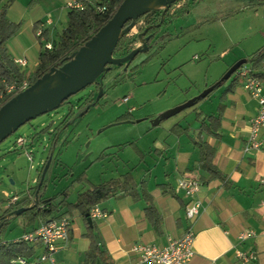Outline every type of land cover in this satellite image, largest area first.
Masks as SVG:
<instances>
[{
	"label": "crops",
	"instance_id": "crops-1",
	"mask_svg": "<svg viewBox=\"0 0 264 264\" xmlns=\"http://www.w3.org/2000/svg\"><path fill=\"white\" fill-rule=\"evenodd\" d=\"M74 1L77 0H15L9 9L8 18L21 25L20 31L9 42V50L14 59H27L26 67L22 68L27 75H34L43 43L46 42L45 38L39 40L37 33L40 30L42 33L47 31L48 35L56 37L54 42L67 26L70 12L68 5ZM259 9L254 10L258 12ZM38 27L40 29H37ZM262 34L261 48L264 47V32ZM245 58L242 54L232 56V64L227 66L226 71ZM236 77L235 75L225 81L214 91L213 96L196 104H200L201 108L206 104L215 105V108H212L211 114L198 112L202 114L199 119L195 117L192 131L179 123L183 128H188L187 132L183 134L171 131L163 138L162 144L159 143V138H154L152 146L143 150L138 142L128 143V146L134 149L137 159L132 160L131 167L127 168L125 173L116 172L113 176V172L108 171L94 182L86 173L89 182L83 184L73 178V187L76 184L78 186L76 198L73 200L70 199V191L66 190V187L62 189L59 194L64 191H67V194L60 196L56 204L66 199L68 203L76 205L79 194L91 186L131 172L137 183L138 194L134 198L124 191H117L101 200L98 206L108 216L94 219L91 224L74 209L68 217L71 219L69 240L59 243L58 251L53 254L55 264L85 263L86 253L91 246L88 235L92 226L98 240L97 245L102 252L98 254L94 264H135L138 258L132 251L134 245L143 243L165 246L170 240L182 238L190 225L195 234V241L194 256L189 264H243L237 258V251L256 254V261L247 264H264V185L260 182L264 176V127L261 132L262 149L246 151L249 123L258 113L259 103L244 90L240 79L237 85L230 87ZM217 83L212 82L209 88ZM220 114L217 132L213 135L204 133V141L215 149L213 164L225 179L208 181L210 175L197 168L200 154L192 139L199 135L204 117ZM54 158L55 154L52 155L50 167ZM189 175L196 177L201 183L197 198L202 207L193 223L186 217L188 199L182 191H177L178 180ZM38 180L39 178L37 185ZM34 193L28 191L24 197L32 195L35 201ZM5 196L8 197L9 194ZM46 198L50 197L44 194L39 199L41 207L45 205L42 201ZM148 198L161 217L160 228H157L147 215ZM32 205L34 202L31 200ZM6 209L1 210L4 212ZM66 211L64 208L45 217H38L28 226H25L26 218L23 216L24 233L34 230L41 222L61 215L67 217L64 215ZM244 232H254L255 237L241 241L239 235ZM27 248L32 253L24 257L30 261L46 252L40 244L27 245ZM39 264L52 263L47 260Z\"/></svg>",
	"mask_w": 264,
	"mask_h": 264
},
{
	"label": "rangeland",
	"instance_id": "rangeland-1",
	"mask_svg": "<svg viewBox=\"0 0 264 264\" xmlns=\"http://www.w3.org/2000/svg\"><path fill=\"white\" fill-rule=\"evenodd\" d=\"M251 1L177 2L181 7H174L176 15L166 18L168 24L160 37L152 40L150 50L140 54L128 69L125 65L114 67L98 79L99 90L95 84L88 87L1 143L0 208L8 206L5 194L23 198L28 191H36V181L53 154L56 158L47 171L40 196L53 197L66 187L73 200L78 189L77 184L73 187V178L87 173L94 182L105 172L112 171L114 176L131 167L137 155L128 143L138 142L143 150L152 146L154 138L162 144L179 123L192 131L197 113L211 114L215 105L180 108L192 105L209 91L212 82L221 81L232 56L242 54L248 58L263 44L264 7L255 12L249 7ZM145 21L143 18L140 24ZM138 31L136 24L131 34L138 36ZM54 38L47 35L43 48ZM163 44L165 48L146 61ZM142 46L138 39L134 49ZM100 90L103 94L98 100ZM122 117L128 120L118 123ZM19 138L25 140L24 145L18 143ZM56 138L60 141L55 147ZM10 217L5 241L24 234L23 216Z\"/></svg>",
	"mask_w": 264,
	"mask_h": 264
},
{
	"label": "trees",
	"instance_id": "trees-1",
	"mask_svg": "<svg viewBox=\"0 0 264 264\" xmlns=\"http://www.w3.org/2000/svg\"><path fill=\"white\" fill-rule=\"evenodd\" d=\"M199 1V0H191ZM123 0H92L86 2L82 9H69L68 23L66 28L62 33L55 39L52 43V50L43 48L39 55V64L34 73L30 76L23 71L15 63V59L10 53L9 42L14 38L21 29V25L12 22L8 18V11L11 6L15 3V0H0V93L3 92L4 88L9 85L19 86L25 80H28L30 84H34L37 80L42 78L45 74L49 73L54 68H60L65 65L67 62L71 61L74 55L89 41L93 38L99 30L104 27L114 16L120 4ZM252 9H257L264 7V0H252L250 6ZM238 13V12H237ZM163 10H159L153 13L150 18L143 24L140 25V21L143 18H140L136 24H138V36L129 34L124 35L114 52L115 58H122L131 53L134 50V44L139 39V35L146 32L143 38L150 37L152 35H157L161 32L164 25H167L166 18L171 14L170 10L165 15L164 21H162ZM229 16V15H228ZM232 16V15H230ZM132 21H130L126 27L130 26ZM160 25V28H158ZM37 29H40L39 27ZM38 31V30H37ZM48 35L47 31H43L42 35L39 37V40H42ZM163 37V36H162ZM165 44L159 46L148 58L146 61L151 58L156 57L161 50L165 48ZM150 47V44H149ZM135 61V60H134ZM134 61L131 63L133 64ZM145 61V62H146ZM246 66L250 65L251 74L264 79V47L260 48L254 54H252L248 59H246ZM244 65V66H245ZM243 66V67H244ZM233 75L231 78H233ZM239 82V78L232 80L230 87H234ZM224 82L220 81L213 86L212 91L206 95L197 99L194 104L195 106L199 101L208 98L215 90L220 88ZM99 90L100 84L97 86ZM93 94L90 96L92 97ZM89 97V99H90ZM65 102L63 105H65ZM62 105V106H63ZM61 106V107H62ZM202 113L196 115L197 119L201 116ZM127 117H122L117 120V122L127 121ZM221 120V114L218 116H206L201 121L200 133L196 138L192 139L193 144L199 149L200 161L197 168L206 171L210 176L208 181L216 178L225 179V176L220 172L217 167L213 164V159L215 156V149L204 141V133L213 135L217 132L218 124ZM188 128H183L180 124H176L171 131L181 132L185 134ZM57 142L54 140L53 146L56 147ZM103 154L99 157V160H102ZM47 162L44 164V168L38 180L39 184L42 182V177L44 170L46 168ZM76 181L80 184L89 182L87 179L86 173H82ZM45 180L43 181L42 186H44ZM36 188L34 195L36 194L39 188ZM117 191H124V193L131 194L134 198L137 196V183L131 172L126 173L120 177L112 178L106 181H102L98 185L91 186L88 190L79 194L78 202L76 205L68 203L66 199L56 204V201L60 196H65L67 191L57 195L56 197L46 198L42 201L45 205L44 207H33L31 206V200L28 197L20 198L19 201L10 204L9 207L2 212L0 208V264L8 262L12 257H15L21 253L23 256H28L32 252L27 245L18 242L15 243V240L5 241L3 239L4 232L8 226L11 217L8 218V215L14 214L20 209H25L20 215L26 218L25 226L36 221L38 217H45L50 215L54 211H60L61 209L66 208L67 211L64 213L67 217L72 215L73 210L76 209L80 212L82 216L86 219L90 217V211L98 206L101 200L108 198L109 196L115 194ZM8 201V200H7ZM41 201V200H40ZM147 215L153 221L154 225L157 228H160L161 217L158 215V212L154 205L150 202V199H147ZM19 215V216H20ZM63 217V215H61ZM71 220V219H70ZM92 226V225H91ZM93 226L91 228V233L88 237L91 239L90 249L86 253V260L84 264H94V261L98 254H102L98 244L97 237L93 233ZM21 248V250H20ZM19 251V252H18Z\"/></svg>",
	"mask_w": 264,
	"mask_h": 264
},
{
	"label": "water",
	"instance_id": "water-1",
	"mask_svg": "<svg viewBox=\"0 0 264 264\" xmlns=\"http://www.w3.org/2000/svg\"><path fill=\"white\" fill-rule=\"evenodd\" d=\"M179 1L184 0H123L112 19L74 55L71 61L60 68L52 69L27 90L18 94L0 108V144L27 123L59 109L73 96L94 84H98V79L112 71L114 67L121 68L125 65V68L128 69L140 54L150 50L151 46L149 47V44L155 38L160 37V33L143 38L147 33L146 30V32L139 35L143 47L134 49L125 57L115 58L114 52L120 39L131 32L140 18L145 17L147 20L157 10H163L162 21H164L168 10ZM130 21H132V24L126 27ZM158 28H160V25H158ZM245 64L246 59L238 61L227 71L221 81L225 82L233 75L237 76V71ZM212 89L213 87L200 97L208 95ZM102 94L103 92L100 90L98 100ZM192 105L182 106L180 110ZM56 140L58 142L59 138H56ZM51 159L44 170L42 182L35 194L37 201L32 205L33 207L41 205V201H39L41 198L40 191L50 167ZM24 210L20 209L13 215H20ZM10 216L12 214L8 215V218ZM87 220L89 224L93 223L90 217Z\"/></svg>",
	"mask_w": 264,
	"mask_h": 264
},
{
	"label": "built area",
	"instance_id": "built-area-1",
	"mask_svg": "<svg viewBox=\"0 0 264 264\" xmlns=\"http://www.w3.org/2000/svg\"><path fill=\"white\" fill-rule=\"evenodd\" d=\"M92 0H77L69 3V9H82L86 2ZM182 2V1H181ZM37 35L40 37L42 31L40 30ZM45 49L52 50V43H46ZM15 63L23 68L27 65V59H15ZM237 77L242 81L244 90L249 93L253 98L257 99L259 103L258 113L250 120V133L246 146V151L260 150L263 147L261 141V132L264 127V85L262 80L251 74V71L247 67H242L237 71ZM31 86L28 80H25L22 85H7L3 92L0 93V108L16 97L18 94L24 92ZM18 143L24 145L25 140L23 138L18 139ZM261 184L264 185V176L260 179ZM201 189L200 181L191 175L184 176L178 180L177 191H182L187 197L188 202L186 204V217L191 223L199 216L201 211V201L197 198ZM20 197L15 195L13 197L8 196V206L19 201ZM29 199L34 201V197L29 195ZM41 207V206H40ZM44 207V206H43ZM108 215L99 206L94 207L90 211V218L103 219ZM71 228V220L68 217L53 218L48 221L41 222L34 230L26 232L19 239L14 242H22L26 245L44 246L45 254L39 256L33 261L28 260L22 254L12 257L8 262L4 264H39L49 260L52 264H55L53 254L58 251V245L61 242H67L69 240ZM255 237L254 232H244L239 235L241 241L251 239ZM195 241V234L192 229V225L189 226L184 236L177 240H170L165 246H157L154 244L139 243L133 246V253L137 255V262L135 264H189L194 256L193 244ZM237 258L243 263L247 264L256 261V254L242 253L237 251Z\"/></svg>",
	"mask_w": 264,
	"mask_h": 264
},
{
	"label": "flooded vegetation",
	"instance_id": "flooded-vegetation-1",
	"mask_svg": "<svg viewBox=\"0 0 264 264\" xmlns=\"http://www.w3.org/2000/svg\"><path fill=\"white\" fill-rule=\"evenodd\" d=\"M180 4H181V3H180ZM177 5H178V3H175V4L170 8V11L173 10V11L175 12V8H174V7H178V10H179V7H181V6H177ZM183 6H184V5H183ZM172 14H176V12H175V13H172ZM149 18H150V17H149ZM149 18H148V19H149ZM162 18H163V16H162ZM148 19H147V20H148ZM147 20H146V21H147ZM139 24H140V23H139ZM143 24H144V23L142 22V24H140V25H143ZM142 47H143V46H142ZM98 84H99V83H98ZM98 84H95L96 87L98 86ZM97 88H98V87H97Z\"/></svg>",
	"mask_w": 264,
	"mask_h": 264
}]
</instances>
